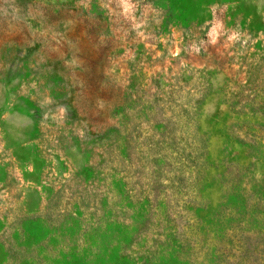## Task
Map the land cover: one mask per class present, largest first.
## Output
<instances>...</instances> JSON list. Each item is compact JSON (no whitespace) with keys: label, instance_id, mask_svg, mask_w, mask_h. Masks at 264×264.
Segmentation results:
<instances>
[{"label":"rangeland","instance_id":"rangeland-1","mask_svg":"<svg viewBox=\"0 0 264 264\" xmlns=\"http://www.w3.org/2000/svg\"><path fill=\"white\" fill-rule=\"evenodd\" d=\"M0 264H264V0H0Z\"/></svg>","mask_w":264,"mask_h":264}]
</instances>
